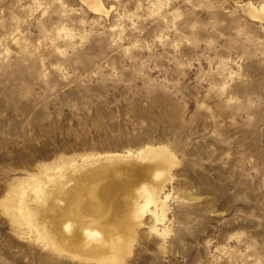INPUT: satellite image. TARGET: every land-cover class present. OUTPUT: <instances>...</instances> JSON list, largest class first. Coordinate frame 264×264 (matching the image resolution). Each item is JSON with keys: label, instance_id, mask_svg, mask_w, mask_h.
<instances>
[{"label": "rangeland", "instance_id": "1", "mask_svg": "<svg viewBox=\"0 0 264 264\" xmlns=\"http://www.w3.org/2000/svg\"><path fill=\"white\" fill-rule=\"evenodd\" d=\"M249 3L264 0H0V264H99L38 239L5 197L44 164L145 145L175 156L170 197L125 264H264V20Z\"/></svg>", "mask_w": 264, "mask_h": 264}, {"label": "bare ground", "instance_id": "2", "mask_svg": "<svg viewBox=\"0 0 264 264\" xmlns=\"http://www.w3.org/2000/svg\"><path fill=\"white\" fill-rule=\"evenodd\" d=\"M82 1L104 11L102 0ZM247 5L250 15L264 20V4ZM53 162L42 165L39 174L15 179L5 198L18 197L6 208L13 220L28 225L54 250L99 264H125L133 250V228L143 224L150 205V229L161 230L158 226L165 223L170 197L166 182L175 163L166 145L85 155L81 163L69 165ZM133 180H137L134 186ZM25 184L31 186L29 191ZM120 226L128 231L129 243Z\"/></svg>", "mask_w": 264, "mask_h": 264}]
</instances>
